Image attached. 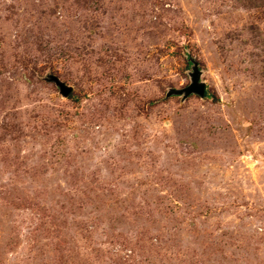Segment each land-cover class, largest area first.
Instances as JSON below:
<instances>
[{"label":"rangeland","instance_id":"374dc122","mask_svg":"<svg viewBox=\"0 0 264 264\" xmlns=\"http://www.w3.org/2000/svg\"><path fill=\"white\" fill-rule=\"evenodd\" d=\"M0 264H264V0H0Z\"/></svg>","mask_w":264,"mask_h":264},{"label":"water","instance_id":"95a60500","mask_svg":"<svg viewBox=\"0 0 264 264\" xmlns=\"http://www.w3.org/2000/svg\"><path fill=\"white\" fill-rule=\"evenodd\" d=\"M50 81L59 88L60 93L63 97H67L71 92V88L64 86L56 78H51ZM190 95H195L200 98H203L205 95V86L199 81V71L194 64L192 65L190 84L186 88L181 90H169L166 94V97L182 96L183 98H187Z\"/></svg>","mask_w":264,"mask_h":264},{"label":"trees","instance_id":"16d2710c","mask_svg":"<svg viewBox=\"0 0 264 264\" xmlns=\"http://www.w3.org/2000/svg\"><path fill=\"white\" fill-rule=\"evenodd\" d=\"M205 97L207 96L206 94L204 95ZM173 97V96H172Z\"/></svg>","mask_w":264,"mask_h":264}]
</instances>
